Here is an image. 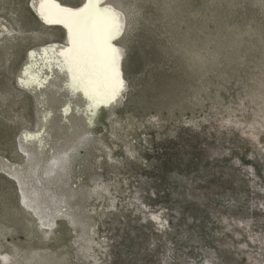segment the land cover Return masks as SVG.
I'll return each instance as SVG.
<instances>
[{
    "label": "rangeland",
    "instance_id": "obj_1",
    "mask_svg": "<svg viewBox=\"0 0 264 264\" xmlns=\"http://www.w3.org/2000/svg\"><path fill=\"white\" fill-rule=\"evenodd\" d=\"M33 1L0 0V264H264V0H101L108 105L43 66L71 34Z\"/></svg>",
    "mask_w": 264,
    "mask_h": 264
},
{
    "label": "snow or ice",
    "instance_id": "obj_2",
    "mask_svg": "<svg viewBox=\"0 0 264 264\" xmlns=\"http://www.w3.org/2000/svg\"><path fill=\"white\" fill-rule=\"evenodd\" d=\"M53 9L67 14L66 19L48 20V23L65 24L71 32V47L60 50L59 58L49 61L43 53V66L51 70V64L59 66L62 62L69 64L72 87L91 101L105 105L118 101L124 91V80L121 72L122 56L114 43L122 37L125 24L118 13L110 7H99L101 0H88L80 11L61 8L56 0H45ZM36 58L38 53H30ZM65 71V69H60ZM26 87H42L41 65L34 69L31 65L24 72Z\"/></svg>",
    "mask_w": 264,
    "mask_h": 264
},
{
    "label": "bare ground",
    "instance_id": "obj_3",
    "mask_svg": "<svg viewBox=\"0 0 264 264\" xmlns=\"http://www.w3.org/2000/svg\"><path fill=\"white\" fill-rule=\"evenodd\" d=\"M58 5H60V7L61 8H64V9H68V10H72V11H80L79 9L77 10V9H75V10H73V9H71V8H66V7H63L61 4H59L58 2H56ZM43 5L44 6H47L50 10H54L55 12H56V16L54 17V19H52V18H50V19H47V18H45L43 15H42V13H41V11H40V8L41 7H43ZM33 6L37 9L36 11H38V13H39V15L42 17V19L44 20V22H46V24H50V23H48L47 21L48 20H55V19H66V16H67V14L66 13H64V12H60V11H58L57 9H53L52 8V6L50 5V4H48V3H46L45 2V0H36L34 3H33ZM99 6V5H98ZM100 7V6H99ZM82 10V9H81ZM51 24H53V23H51ZM61 24V23H60ZM126 24V23H125ZM61 25H63V26H65V24H61ZM66 27V26H65ZM67 28V30L69 31V33L71 34V32H70V29L68 28V27H66ZM71 38V37H70ZM52 47H54V49H58V48H60L61 50L63 49V50H66L67 48H65V47H60V46H51V48ZM67 47V46H66ZM50 48V47H49ZM121 56H122V54H121ZM123 59V58H122ZM121 72H122V67H121ZM64 76H66V75H64ZM122 78H123V72H122ZM24 152H26L25 150H24Z\"/></svg>",
    "mask_w": 264,
    "mask_h": 264
},
{
    "label": "water",
    "instance_id": "obj_4",
    "mask_svg": "<svg viewBox=\"0 0 264 264\" xmlns=\"http://www.w3.org/2000/svg\"><path fill=\"white\" fill-rule=\"evenodd\" d=\"M34 2V1H33ZM33 2H31V7L33 8ZM35 11V10H34ZM37 14V13H36Z\"/></svg>",
    "mask_w": 264,
    "mask_h": 264
}]
</instances>
